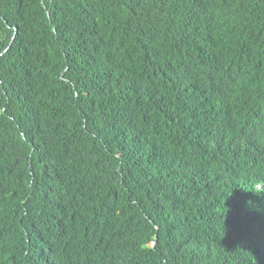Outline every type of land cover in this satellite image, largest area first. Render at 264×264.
I'll use <instances>...</instances> for the list:
<instances>
[{
  "label": "trees",
  "instance_id": "1",
  "mask_svg": "<svg viewBox=\"0 0 264 264\" xmlns=\"http://www.w3.org/2000/svg\"><path fill=\"white\" fill-rule=\"evenodd\" d=\"M263 167L264 0H0V264H264Z\"/></svg>",
  "mask_w": 264,
  "mask_h": 264
},
{
  "label": "clouds",
  "instance_id": "2",
  "mask_svg": "<svg viewBox=\"0 0 264 264\" xmlns=\"http://www.w3.org/2000/svg\"><path fill=\"white\" fill-rule=\"evenodd\" d=\"M245 164H247V163H245ZM263 169H264V167H263ZM257 187L262 192L263 197H264V191H263L264 190V176L259 177V180L257 181Z\"/></svg>",
  "mask_w": 264,
  "mask_h": 264
}]
</instances>
